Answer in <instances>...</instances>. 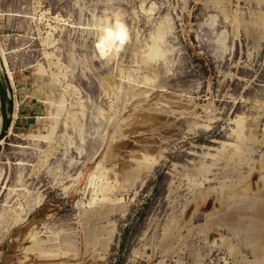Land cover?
Instances as JSON below:
<instances>
[{
  "label": "rangeland",
  "instance_id": "rangeland-1",
  "mask_svg": "<svg viewBox=\"0 0 264 264\" xmlns=\"http://www.w3.org/2000/svg\"><path fill=\"white\" fill-rule=\"evenodd\" d=\"M0 50V264H264V0H0Z\"/></svg>",
  "mask_w": 264,
  "mask_h": 264
},
{
  "label": "bare ground",
  "instance_id": "bare-ground-1",
  "mask_svg": "<svg viewBox=\"0 0 264 264\" xmlns=\"http://www.w3.org/2000/svg\"><path fill=\"white\" fill-rule=\"evenodd\" d=\"M44 18V17H43ZM59 18H57L58 20ZM60 20V19H59ZM58 20V21H59ZM101 36H100V42L99 46L103 50L104 55H116L117 51L122 48V45H124L125 40V32L121 29V25L119 20L115 22V25L113 27L104 26L102 29H100ZM50 37V36H49ZM124 43V44H123ZM1 52V50H0ZM109 55V56H110ZM108 57V56H106ZM17 116L16 114L13 117V121L15 122ZM13 122V124H14ZM1 129V124H0ZM247 191H259V194L261 191H264V185L257 184V186H251L248 188ZM244 194L241 195L243 197ZM251 196V195H249ZM236 197V196H235Z\"/></svg>",
  "mask_w": 264,
  "mask_h": 264
},
{
  "label": "water",
  "instance_id": "water-1",
  "mask_svg": "<svg viewBox=\"0 0 264 264\" xmlns=\"http://www.w3.org/2000/svg\"><path fill=\"white\" fill-rule=\"evenodd\" d=\"M0 113H1V129H0V143L5 135L10 131L12 126V114L9 104V90L7 89L0 64Z\"/></svg>",
  "mask_w": 264,
  "mask_h": 264
},
{
  "label": "crops",
  "instance_id": "crops-1",
  "mask_svg": "<svg viewBox=\"0 0 264 264\" xmlns=\"http://www.w3.org/2000/svg\"><path fill=\"white\" fill-rule=\"evenodd\" d=\"M101 29H102V27H101ZM100 34H101V32H100ZM97 50H98V52L100 53V55H101V57H105V53H103V50L100 48V46L98 47V45H97ZM2 55H3V58H4V56H5V52L2 50ZM8 75H9V78H10V80H12V74L10 73V72H8ZM261 192H263V191H261ZM255 193H257V194H259V191H247L246 193H242V194H244L243 195V197H251V196H253ZM242 194H235V196L236 197H240L241 198V195ZM249 195H251V196H249ZM262 210L264 211V206L263 205H261L260 206V210H259V218L260 219H262V220H264V213H263V216H262ZM233 219H234V217H232V221H231V223L233 222ZM263 245V244H262ZM3 263L4 264H12L13 262L10 260V258L9 257H7V258H5V259H3Z\"/></svg>",
  "mask_w": 264,
  "mask_h": 264
}]
</instances>
